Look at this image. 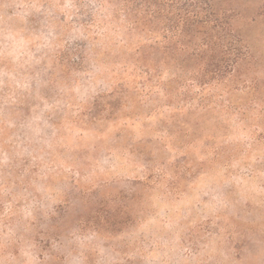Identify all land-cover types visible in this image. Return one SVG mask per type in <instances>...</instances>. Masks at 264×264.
I'll return each mask as SVG.
<instances>
[{
  "label": "rangeland",
  "instance_id": "1",
  "mask_svg": "<svg viewBox=\"0 0 264 264\" xmlns=\"http://www.w3.org/2000/svg\"><path fill=\"white\" fill-rule=\"evenodd\" d=\"M122 3L0 0V264H264V0Z\"/></svg>",
  "mask_w": 264,
  "mask_h": 264
},
{
  "label": "trees",
  "instance_id": "2",
  "mask_svg": "<svg viewBox=\"0 0 264 264\" xmlns=\"http://www.w3.org/2000/svg\"><path fill=\"white\" fill-rule=\"evenodd\" d=\"M123 1L124 4L122 11L126 15H132L135 25H152L165 21L169 31L178 30L181 26V33H192L193 31L198 34L199 26L210 25L214 23L211 20V15L207 9L200 7L198 4L202 1L206 4L208 0H118ZM171 2V8L176 7L178 4L180 9H172L168 12H163L164 6ZM216 21V20H215ZM150 27V26H149ZM147 28V27H146ZM194 28V30H193ZM176 36V33L172 37ZM211 38L203 36L201 38V47H208Z\"/></svg>",
  "mask_w": 264,
  "mask_h": 264
}]
</instances>
